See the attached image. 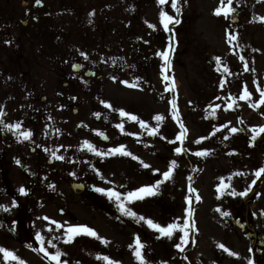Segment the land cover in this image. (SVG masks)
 Masks as SVG:
<instances>
[{
	"label": "rangeland",
	"instance_id": "obj_1",
	"mask_svg": "<svg viewBox=\"0 0 264 264\" xmlns=\"http://www.w3.org/2000/svg\"><path fill=\"white\" fill-rule=\"evenodd\" d=\"M28 1L32 6L35 0ZM178 6L180 23L170 24L167 32L159 14L163 10L176 15L171 0L163 5L158 0H42L33 14H26L19 0H0V17L5 11L14 16L12 31L0 33L2 118L11 117L8 110L22 103L10 90L20 76L30 78L29 86L45 95L44 107L54 103L52 65L55 55L62 54V45L66 60L81 59L91 68L99 64L98 70L104 71L105 77H117L116 82L85 80L77 117L66 111L51 115L50 148L43 149L42 136L32 143L46 153L43 165L18 164L8 156L0 159V246L15 251L26 264H55L36 250L40 247L37 232L49 252L59 249L65 253L61 260L68 264H106L97 259L98 255L120 264H139L129 247L136 235L145 245L143 254L148 264H230L233 256L218 245L236 253L248 250L245 233L234 226L240 221V196L232 192L241 190L237 166L230 161L235 160L231 156L236 155L237 136L240 139L243 133L247 135L246 151L243 148L244 153L237 155H262L259 147L252 151L250 144L252 128L264 125L260 113L250 105L257 99L239 97L245 86L255 92L264 84V21L260 19L264 17V0H233L235 12L227 17L215 14L220 0H178ZM33 16L40 20L30 25ZM232 17L238 21L233 23ZM24 19L25 27L21 25ZM125 33L132 39L128 48ZM229 34L236 39L229 42ZM249 50L258 56L253 59ZM161 51H170V67L158 55ZM216 57H220L219 64ZM119 59L131 64L132 77L125 78L127 72L122 71ZM114 63L116 70L106 68ZM165 75L170 79L165 81ZM173 83L174 87H166ZM237 105L243 109L241 115L237 114ZM119 109L138 116L148 126L122 117ZM158 114L164 117L162 121L154 119ZM120 123L124 124L123 131L116 127ZM181 123L187 130L182 141L176 139L184 131ZM157 126L158 133L150 134V129ZM232 128L238 131L233 133ZM38 129L36 134L41 135L43 127ZM99 133H104L108 141H101ZM85 140L105 152L124 145L132 156H98L83 146ZM177 147L182 148L179 154L175 152ZM203 150L209 154H195ZM53 152L64 159H57ZM48 159L52 160L50 164ZM141 160L150 167H143ZM173 160L176 167L172 176L164 180L163 173ZM259 166L255 163L248 169V183L257 178ZM221 177L230 184L223 191L218 190ZM157 180L163 182L155 195L127 206L162 226L194 221L186 244L180 239V229L171 238L160 236L145 221L137 222L138 217L123 215L114 199L96 191L111 188L126 193ZM72 181L82 182L85 190L74 194L69 187ZM22 186L28 190L27 195L19 192ZM53 220L64 227L57 228ZM69 225H87L109 243L87 234L65 243L64 232ZM177 243L183 250L175 247ZM0 264H6L2 254Z\"/></svg>",
	"mask_w": 264,
	"mask_h": 264
},
{
	"label": "flooded vegetation",
	"instance_id": "obj_2",
	"mask_svg": "<svg viewBox=\"0 0 264 264\" xmlns=\"http://www.w3.org/2000/svg\"><path fill=\"white\" fill-rule=\"evenodd\" d=\"M40 6L34 7V5L30 6L28 3L26 6L21 7L26 9V14H33L35 11L34 9L40 8ZM1 16L0 33L7 34L12 31L14 16L12 12L6 11L2 12ZM39 20V17L33 16L32 24L30 25L38 23ZM41 23H43V20ZM21 25L25 27L27 25V20H22ZM129 35V33H125V45L127 48L130 46L132 41ZM60 48H62V54L55 55L52 65L54 70L53 73L55 74V78L53 79L54 85L52 89L56 96L55 101L51 106L44 107L42 105V103H44L46 100L45 95L43 93H39L37 87L29 86V84H31V80L30 78L26 79L25 75L17 77V81L12 83L10 86V90L14 93L15 98L20 97L22 99V103L18 108H12L8 110L7 115H10L11 117L0 118L2 119V123H0V159L8 156L11 160H19L20 162L43 165V159L46 157V153L41 150L40 146L38 147L36 145H32V143L33 141H37L40 136H42L45 142L43 149L48 150V147L51 146V115L60 111H66L72 116H78L79 108L82 105L81 96L83 91V83L85 80H91L94 82L107 79L108 82H116V75H109L105 77L103 75L104 71L100 72L98 70V68L101 67L99 64H97L95 67H92V69L81 59L66 60V58L63 56V45ZM255 49L259 48L255 47L254 50ZM244 51L245 49L242 47L241 52ZM249 53H251V57L253 59L259 54H253V50H249ZM118 61L120 62L119 65L121 66L122 71L127 72L125 78L132 77V71L130 69L131 64H127V62L122 63L121 59ZM115 65L116 64L114 63L108 65L106 68L116 70ZM114 72L115 71H112L110 74H113ZM44 85L47 86V88L51 87V85L47 83ZM59 85L61 86V89ZM258 86L260 88H264V84ZM258 86L256 87L255 92H251V99H257V101L260 99V93L257 91ZM45 88L46 87H42V91H45ZM35 89L36 93L33 92ZM253 109L260 113L264 123V105H259ZM236 110L238 115L242 114L243 109H241L238 105ZM69 118L71 119V116ZM17 122L21 123L22 128L20 131H28L33 129L30 139L24 140L22 137L18 136V133L15 129L9 130L6 127L8 124H15ZM39 126H42L44 131L41 133V135L36 134V132L39 130ZM78 126L79 123H76L74 129L77 130ZM246 137L247 135L245 133H243V136H241L240 139L239 135L237 136L235 143L238 142V144H234L236 155L231 156L235 157L236 161L232 160L230 162L231 164L237 166L236 173H241V175H237L236 178L239 189L241 192L247 191V195H239L240 197L238 198V212L240 221H237V224L240 232L245 233L243 238L248 241V250L237 252L238 255L233 256L231 260L232 262L230 264H248L249 259L253 260L254 264H264V174H262L260 178H255L253 180L255 183H253V181L248 183V180H246L248 169L252 167V164L258 163L260 168L264 167V133L258 136L254 142L251 140L250 143L252 146V151H254L256 147L261 149L262 155L260 157H255L249 154L237 155V153H244L243 148H245V143L248 142L245 139ZM27 150L28 152H26ZM256 159H258L257 162ZM47 162L50 164L52 160L48 159ZM225 172L227 173L228 171ZM229 182H231V180Z\"/></svg>",
	"mask_w": 264,
	"mask_h": 264
},
{
	"label": "snow or ice",
	"instance_id": "obj_3",
	"mask_svg": "<svg viewBox=\"0 0 264 264\" xmlns=\"http://www.w3.org/2000/svg\"><path fill=\"white\" fill-rule=\"evenodd\" d=\"M41 2H42V0H36L37 4H40ZM166 2H167V0H158V3L161 4V5L165 4ZM232 3H233V0H227V3H225V0H220V6L215 9V14L218 15V16L223 14L225 17H227L229 14L234 13L235 12V8L232 7ZM171 7H172V9L175 10L176 15H170L168 12L163 11V10H161V12L159 14L160 22L163 24V27H164V29L166 31L169 30V25L172 24L173 22L176 23V24L180 23V20L177 18L178 15L181 12L180 7L178 6V0H171ZM92 14H94V13H90V15H92ZM260 19L262 21H264V17H260ZM149 26L153 27V28L156 27V25H149ZM235 39H236L235 36L229 34V42H231L232 40H235ZM82 55H84L85 58H87L86 54L82 53ZM158 55L161 56L164 59L165 64L168 67L171 66L170 51H161V52L158 53ZM215 59H216V62L219 64L220 63V57H216ZM241 59H243V57H241ZM224 71L225 72L228 71L227 67L224 68ZM164 79H165V81H167V80L170 79V77L165 75ZM124 83L127 84L128 81H124ZM131 86L135 87L136 85L133 84ZM166 87H174V83L172 85H167ZM257 91L260 93V99H259V101L253 103L251 105L252 107H258L259 105H264V88H260L258 86ZM251 96H252V93L249 92L247 86H245L244 89H243V93H242V95H240L239 99H241V100H250ZM101 103H104L109 108L112 107L111 104H109V103H107L105 101H101ZM234 103H235V101L233 100V102L228 104L227 107L231 108ZM172 104H173V109L175 110V100L172 101ZM215 107L218 108L219 105H216ZM118 111L120 112V115L122 117H128L131 120L137 121L141 125V127H147L148 126L146 124V122L141 120L138 116L133 115V114H131L129 112H126L123 109H119ZM174 114H175V112H174ZM95 115L99 116L100 114L96 113ZM3 116H4V113L2 111H0V118H2ZM154 119L159 122V121H162L164 119V117L162 115L158 114V115H156L154 117ZM0 123H2V119H0ZM6 127L9 130L15 129L17 131V133H18V136L22 137L24 140H28L32 136L31 130L20 131V129H21V123L20 122H17L15 124H8V125H6ZM116 127H118L121 131L124 130V124L123 123H120V124L116 125ZM180 127L184 131H182L176 137V139L182 141L187 130L185 129V126L182 123L180 124ZM57 131H59V130H57ZM231 131L234 133V132L238 131V129L232 128ZM252 132L254 133V135L252 136L251 139L254 142L257 139L258 136H260L262 133H264V126L253 127L252 128ZM157 133H158V126H157V128H151L150 129V134L155 135ZM99 135L103 136V133H99ZM105 139H107V137H105ZM196 142L199 143L200 141L198 140ZM83 146L86 147L89 151H92L96 155L101 156V157L106 156V155H113V154H121V155L132 156V153L127 151L126 147L124 145H120L118 147L112 148V149H110L107 152H105L103 150H98L91 142H89L87 140H85L83 142ZM181 151H182V148H180V147H177L175 149V152L177 154H179ZM195 154L198 155V156H206L209 153H208V150H203V151H198ZM52 155L54 157H56L57 159H64L63 156H56L55 152H53ZM133 158L139 160V157H133ZM16 162L18 164L20 163L19 160H17ZM140 163L145 168H149L150 167V165L144 163L142 160L140 161ZM175 167H176V161L173 160V161L170 162V166H169L168 170L163 173L164 180H167V179L171 178L172 172H173ZM154 171H159V170L155 169ZM262 174H264V167L256 170V172H255V176L257 178H260ZM236 175H241V173L238 172V173H236ZM224 180H225V178H223V177L220 178L221 183H220V185L218 187L219 191H223V190H225V189L230 187V184L225 183ZM162 182L163 181H161V180H157L155 184L144 185V186H141V187H139V188H137V189H135L133 191H128L126 193H121V192H118V191H116L114 189H111V188H109V189L96 188V191L105 194L109 199H114L116 204H117V207H118L119 211L123 215L130 216L132 218H137L138 217L137 222L145 221L146 224L148 225V227L158 231L160 236H166L168 238H171L173 236V232L176 229H180L181 231H183V236H181L180 239H181V241L184 244H186L188 242L189 232L191 231L192 228L195 227L194 221L191 224H189L188 221L185 220L183 225L178 224V223H170L167 226H162L160 223L155 222L151 218H145L143 215H139L138 216L137 212L133 211L130 207L127 206L128 203H130L132 201L143 200L147 196L155 195L156 192L158 191L159 185ZM253 183H255V181H253ZM189 190L191 192H195L196 191L195 189H192V188H190ZM19 192L22 195H27L28 194V190L25 187H23V186L20 187ZM232 194L233 195L245 196V195H247V191L239 192V193L233 191ZM196 198L199 199L200 197L197 195ZM13 203L15 204V201ZM0 207H3V206H0ZM5 210L7 211L8 209L5 208ZM218 211H219V209H218ZM222 214L225 215V216L229 215V213H227V212H224ZM189 216H191V210L190 209H189ZM44 219L47 220L49 218L45 217ZM52 224H55L57 226V228H63L64 227V225L60 224L59 222H57L55 220L52 221ZM81 234H87L89 236H93L96 239L101 240L105 244L109 243V241H107L103 237H100L98 235V233L94 229L88 227L87 225H69V226H67V228H66V230L64 232V236H65V241L64 242L65 243H71L75 239L76 236L81 235ZM36 239L40 243V247L38 249H36L37 251L42 252L48 259H50L52 261H55V264H68L67 260H63V261L61 260V257L63 255H65V253H63L61 250L57 249L55 252H49V250L44 246V243H45L44 242V238H43V236L41 235L40 232L36 233ZM48 243L51 244L52 242L48 241ZM218 246L221 249H223L224 251H227L232 256H237L238 255V253L228 249L223 244H220ZM29 247H31V245H29ZM129 247L133 248L134 256L139 261V264H148V262L145 259L144 254H143V249H144L145 245L141 242V239H140L139 235L135 236L134 244H130ZM175 247L178 248V249L183 250L181 243H177L175 245ZM0 254L3 255V259L6 262V264H12V262H15V264H26V261H24L21 257H19L16 254L15 251L10 250L7 247L0 246ZM97 259L104 260L106 262V264H120L119 261L113 260V259H111L108 256H100V255H98ZM161 264H167V262L166 261H162ZM248 264H254V261L249 259Z\"/></svg>",
	"mask_w": 264,
	"mask_h": 264
},
{
	"label": "water",
	"instance_id": "obj_4",
	"mask_svg": "<svg viewBox=\"0 0 264 264\" xmlns=\"http://www.w3.org/2000/svg\"><path fill=\"white\" fill-rule=\"evenodd\" d=\"M101 138H105L104 136H102ZM71 188L73 189V191L75 193H80L83 191L84 187L81 183H71Z\"/></svg>",
	"mask_w": 264,
	"mask_h": 264
}]
</instances>
